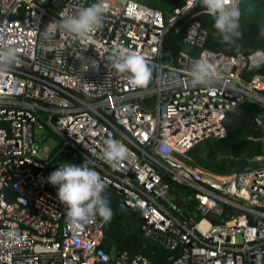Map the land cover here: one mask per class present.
Instances as JSON below:
<instances>
[{
	"label": "built area",
	"instance_id": "obj_1",
	"mask_svg": "<svg viewBox=\"0 0 264 264\" xmlns=\"http://www.w3.org/2000/svg\"><path fill=\"white\" fill-rule=\"evenodd\" d=\"M95 2L0 0V47L18 50L17 62L0 75V264H149L139 254L104 251L99 215L79 225L67 220L47 180L63 165L52 161L54 148L71 153L76 164L91 161L105 190L141 213V236L174 251L172 264H264V158L218 175L186 157L195 143L224 134L228 110L243 101L264 108V72L242 76L264 63V52L224 61L204 49L196 16L208 13L199 0H181L165 16L134 0H104L102 27L84 39L51 27ZM181 20V49L172 55L162 40ZM118 46L149 61L154 71L146 87L113 67ZM201 58L215 76L193 86L188 70ZM48 136L55 145L41 155ZM110 138L128 149L115 168L103 156ZM6 180L9 194L27 206L3 198Z\"/></svg>",
	"mask_w": 264,
	"mask_h": 264
},
{
	"label": "trees",
	"instance_id": "obj_2",
	"mask_svg": "<svg viewBox=\"0 0 264 264\" xmlns=\"http://www.w3.org/2000/svg\"><path fill=\"white\" fill-rule=\"evenodd\" d=\"M135 2L157 9L165 16L181 0H134ZM240 15V32L242 35L234 38L231 44L221 39L220 33L213 27L214 20L208 14H199L196 20L205 31L203 48L209 52L221 53L226 61L229 55L250 54L255 50L264 52V0H238ZM184 30L183 20L165 33L162 48L172 55L181 49V38ZM191 53L197 50L191 49ZM225 68L230 65L225 63ZM264 63L243 72L248 78L254 73H263ZM261 94L264 96V89ZM260 118L256 124L254 119ZM224 134L220 137L209 136L195 143L188 151L193 155L194 164L204 170L218 175L228 174L246 167L250 159L264 155V108L260 105L243 101L235 108L224 113L221 120ZM53 162L73 163L79 160L71 153L51 151ZM142 215L138 211L123 210L112 215L103 225L101 248L109 252L125 251L130 255L139 254L145 257L149 264H172L170 258L174 251L164 249L141 236L140 224Z\"/></svg>",
	"mask_w": 264,
	"mask_h": 264
},
{
	"label": "clouds",
	"instance_id": "obj_3",
	"mask_svg": "<svg viewBox=\"0 0 264 264\" xmlns=\"http://www.w3.org/2000/svg\"><path fill=\"white\" fill-rule=\"evenodd\" d=\"M213 18V27L220 33L223 42L231 44L240 32V11L234 0H199ZM108 6L104 0H96L87 7H81L75 15L61 16L52 21L51 27L71 34L77 38H87L99 30L105 20ZM18 60L15 46L0 47V75L7 73ZM111 60L119 73H129L130 84L146 87L153 79V68L141 54L123 46L116 47ZM97 67V62H91ZM88 70V65H86ZM188 75L193 86L208 85L212 82L215 71L206 59H196L191 64ZM127 147L115 139L105 141L103 156L112 167H117L127 158ZM91 161L84 160L81 164L64 163L48 176L47 180L56 186L58 200L66 206L67 220L73 225L89 222L99 215L108 222L113 215L110 201L105 195L106 183L100 174L90 167Z\"/></svg>",
	"mask_w": 264,
	"mask_h": 264
},
{
	"label": "water",
	"instance_id": "obj_4",
	"mask_svg": "<svg viewBox=\"0 0 264 264\" xmlns=\"http://www.w3.org/2000/svg\"><path fill=\"white\" fill-rule=\"evenodd\" d=\"M11 186V181H4L3 184H2V191H1V195L3 196V198L8 201V202H16L19 204L20 207H23V206H27L26 202L24 199L22 198H19L17 196L15 197H12L10 194H9V188ZM105 195L107 196V198L109 199L110 201V207L112 208L113 210V215L114 214H117L123 210H129V211H134L133 208L131 207H125L122 205V203L120 201L117 200L116 196H115V193H114V190L112 188H108L105 190ZM30 208V211L32 212L33 209L31 207ZM118 253V251H116Z\"/></svg>",
	"mask_w": 264,
	"mask_h": 264
},
{
	"label": "rangeland",
	"instance_id": "obj_5",
	"mask_svg": "<svg viewBox=\"0 0 264 264\" xmlns=\"http://www.w3.org/2000/svg\"><path fill=\"white\" fill-rule=\"evenodd\" d=\"M182 48L184 50H188V46L187 45H183ZM55 145V140L53 137L51 136H48L45 141L43 142V145H42V148L40 149L39 153L41 155H43V149H46L47 147L50 148L51 146ZM186 157L189 158V159H193V155L191 154L190 151H187L186 152ZM262 158H264V155L263 156H256L255 158L253 159H250L249 160V164L253 165V164H257L256 162L260 161ZM193 163H194V160H192Z\"/></svg>",
	"mask_w": 264,
	"mask_h": 264
}]
</instances>
